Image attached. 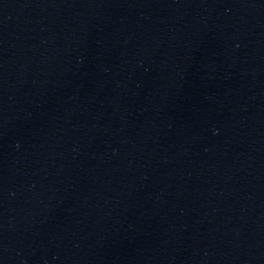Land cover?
<instances>
[{
	"label": "water",
	"instance_id": "1",
	"mask_svg": "<svg viewBox=\"0 0 264 264\" xmlns=\"http://www.w3.org/2000/svg\"><path fill=\"white\" fill-rule=\"evenodd\" d=\"M0 264H264V0H0Z\"/></svg>",
	"mask_w": 264,
	"mask_h": 264
}]
</instances>
